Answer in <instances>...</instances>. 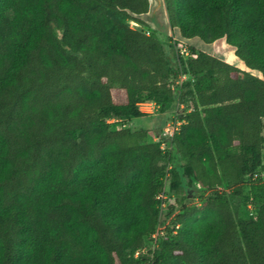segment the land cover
Listing matches in <instances>:
<instances>
[{
    "label": "trees",
    "instance_id": "16d2710c",
    "mask_svg": "<svg viewBox=\"0 0 264 264\" xmlns=\"http://www.w3.org/2000/svg\"><path fill=\"white\" fill-rule=\"evenodd\" d=\"M162 2L182 38H224L250 71L130 27L149 0H0V264H264V0ZM143 102L168 121L183 105L184 123L174 218L134 258L159 223L168 152L108 120L145 116Z\"/></svg>",
    "mask_w": 264,
    "mask_h": 264
},
{
    "label": "rangeland",
    "instance_id": "374dc122",
    "mask_svg": "<svg viewBox=\"0 0 264 264\" xmlns=\"http://www.w3.org/2000/svg\"><path fill=\"white\" fill-rule=\"evenodd\" d=\"M157 0H151L152 6L157 7ZM144 20L146 21V25H140L134 21H129L130 27L134 29H138L150 34H155L158 38H160L162 41L169 44L172 48L171 51L173 54L177 50H179L181 47L189 48L194 47L195 49L199 51H204L206 53H209L213 56H216L232 65L237 66L243 71H250L245 67V65L235 56V49L234 47L230 46L224 38L218 39L212 43H205L199 38H192L190 41H186L187 43H181L175 39V33L170 28V26L167 23V19L165 17L163 9H156L154 13L147 14L144 17ZM58 33V32H57ZM59 35V33H58ZM166 50L169 51V48L166 46ZM258 74L257 72H253ZM147 105V104H146ZM144 109L151 108L152 106H142ZM169 116L161 112L160 110H155L152 113L146 114L143 117L133 119L130 123L126 120H121L117 122H111L109 124V128L111 130H116L119 128H123V125L126 126V128H129L131 131L137 130V128L140 129H147L151 131L149 134L147 141L152 142L155 137L157 136L158 132L160 131L159 128L163 127V125L168 121ZM139 130V129H138ZM262 135L264 137V119H262ZM262 160H263V168H264V143L262 145ZM178 166V163L176 164ZM223 190V188L221 189ZM187 192L190 194H194L199 197V193L197 192V189L189 187L186 189ZM191 198V197H190ZM192 199V198H191ZM200 201V199H194L191 200L190 203H196L197 201ZM230 202L232 206V210L234 214H238L239 217L247 218V207L244 205L242 199L240 197H230Z\"/></svg>",
    "mask_w": 264,
    "mask_h": 264
},
{
    "label": "built area",
    "instance_id": "2783aa9c",
    "mask_svg": "<svg viewBox=\"0 0 264 264\" xmlns=\"http://www.w3.org/2000/svg\"><path fill=\"white\" fill-rule=\"evenodd\" d=\"M179 52L183 56H187V50L182 47L179 49ZM186 76H183L180 78V81H182ZM152 106L151 108H148L147 110L144 109L142 106ZM147 104V105H146ZM183 105H179L178 103H175L170 108V120L166 123L165 127L160 131L159 135H157L154 139V141L160 143V148L163 150L164 153L166 151L168 152L167 157L165 158V169H164V176H163V190L156 196V199L160 201L159 209H160V217H159V223L155 229V231L145 239L143 247L136 251L134 253V258H137L141 254H150V252H154V250L158 247L159 239L160 237L165 234L166 228L170 225L171 221L174 218V215H170L166 217L165 211H166V199L168 198L167 191L169 189V176H170V170L174 166V161L172 159V154L175 153L173 146L171 144V140L173 136L179 131L180 126L184 123V120L182 118V112ZM139 109L143 111L144 113H152L153 111L157 110V106L152 102H143L139 104ZM116 119H110L108 120V123L111 122H117ZM259 176L257 174H254L252 176V181H254ZM261 182L264 183V173H262ZM248 215L249 216H255L257 207L253 206L251 204L247 207ZM179 228V224L175 225V229ZM150 260L143 261L140 264H153L152 263V255L150 256Z\"/></svg>",
    "mask_w": 264,
    "mask_h": 264
},
{
    "label": "crops",
    "instance_id": "0c3cea01",
    "mask_svg": "<svg viewBox=\"0 0 264 264\" xmlns=\"http://www.w3.org/2000/svg\"><path fill=\"white\" fill-rule=\"evenodd\" d=\"M150 1V11H149V13H148V15L149 14H151V13H154V11L156 10V9H163V11H164V14H165V17H166V13H165V10H164V5H163V2H162V0H157L158 2H157V7L156 6H152V4H151V0H149ZM173 31H174V33L176 34L175 36V39L177 40V41H179V42H181V43H187L186 41H190V40H192V39H184V38H182L181 36H180V34H179V31H178V29H176V28H174V29H172ZM141 111V110H140ZM141 112H143V111H141ZM144 113V112H143ZM145 114H149V113H145ZM168 116H169V114L168 113H166ZM140 118V117H139ZM133 119H137V118H133ZM133 119H130L129 120V123L133 120ZM165 125H166V123L163 125V127H161V128H159V130H161V129H163L164 127H165ZM138 129H140V128H137V130ZM144 129V128H143ZM151 133V131H149V134Z\"/></svg>",
    "mask_w": 264,
    "mask_h": 264
}]
</instances>
